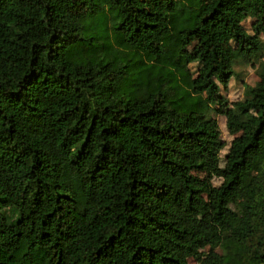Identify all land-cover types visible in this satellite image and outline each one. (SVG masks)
Here are the masks:
<instances>
[{"label": "trees", "instance_id": "16d2710c", "mask_svg": "<svg viewBox=\"0 0 264 264\" xmlns=\"http://www.w3.org/2000/svg\"><path fill=\"white\" fill-rule=\"evenodd\" d=\"M261 34L264 0H0V264H264Z\"/></svg>", "mask_w": 264, "mask_h": 264}, {"label": "rangeland", "instance_id": "374dc122", "mask_svg": "<svg viewBox=\"0 0 264 264\" xmlns=\"http://www.w3.org/2000/svg\"><path fill=\"white\" fill-rule=\"evenodd\" d=\"M252 21L253 20L251 18H247L242 23L244 29L250 34H253V30L251 27ZM260 38L263 42V47H264V35L261 34ZM190 67L192 68V70H194L195 63L190 64ZM233 71H234V75L229 80L227 90L221 91L222 94L229 101H235L244 98V96H246V94L248 93V87L250 85H253L257 80L255 69L248 62H245L244 60L239 59L238 61H236L233 65ZM216 119L218 122L221 138L228 144L232 139V136L227 131L225 125V116L222 114H217ZM227 147L228 145H226L220 151L221 165L223 164V155L226 152ZM220 181L221 179L217 177L213 178L212 180L214 185H218ZM216 250L220 251V247H217Z\"/></svg>", "mask_w": 264, "mask_h": 264}]
</instances>
